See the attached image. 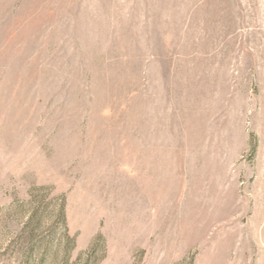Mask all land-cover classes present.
<instances>
[{
    "label": "rangeland",
    "instance_id": "1",
    "mask_svg": "<svg viewBox=\"0 0 264 264\" xmlns=\"http://www.w3.org/2000/svg\"><path fill=\"white\" fill-rule=\"evenodd\" d=\"M0 264H264V0H0Z\"/></svg>",
    "mask_w": 264,
    "mask_h": 264
}]
</instances>
